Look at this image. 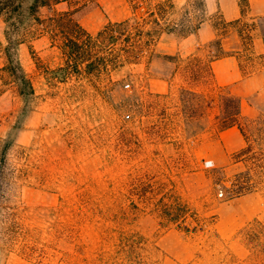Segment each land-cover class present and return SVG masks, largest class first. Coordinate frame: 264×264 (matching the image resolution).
<instances>
[{
    "label": "rangeland",
    "instance_id": "1",
    "mask_svg": "<svg viewBox=\"0 0 264 264\" xmlns=\"http://www.w3.org/2000/svg\"><path fill=\"white\" fill-rule=\"evenodd\" d=\"M18 1L0 11V137L22 126L0 182V264H264V86L241 96L247 136L219 132L208 47L163 46L204 18L200 0H128L139 47L94 30L77 68L64 35H85L51 17L78 21L96 0ZM146 31L159 33L149 48ZM237 51L246 73L264 70L258 49ZM8 53L36 91L26 115Z\"/></svg>",
    "mask_w": 264,
    "mask_h": 264
},
{
    "label": "crops",
    "instance_id": "2",
    "mask_svg": "<svg viewBox=\"0 0 264 264\" xmlns=\"http://www.w3.org/2000/svg\"><path fill=\"white\" fill-rule=\"evenodd\" d=\"M168 1L173 9L180 8L187 2V0ZM64 3H67V0H59L55 5L63 7ZM199 6L197 10L198 12L202 11L204 18L200 20L199 26L195 30L178 39L173 32L163 35L165 40L163 46L166 52L189 54L201 44H206L209 51H212L214 49L212 43L224 30V22L239 18L245 22L247 20L255 22L256 25L259 20L264 22V0H200ZM65 9H68V6ZM216 13L219 15L218 21H215L214 18ZM131 14L132 8L128 0H96V3L84 6L76 12L78 23L91 33L94 30L99 31L108 21H121ZM256 25H254V32L258 29ZM229 29H231L230 33ZM232 29L234 27H228V33L221 38V46L225 54L211 62L215 73L214 77L221 86H227L240 97L250 93H259L264 86V70L246 73L244 68V70L240 68L237 50L244 47V44L238 32ZM247 46L250 47V54L258 52L264 54V39L259 38V36H253L252 41ZM150 86L154 88L156 83L151 82ZM234 128H237L242 135L237 126L226 128L220 132L233 131Z\"/></svg>",
    "mask_w": 264,
    "mask_h": 264
},
{
    "label": "trees",
    "instance_id": "3",
    "mask_svg": "<svg viewBox=\"0 0 264 264\" xmlns=\"http://www.w3.org/2000/svg\"><path fill=\"white\" fill-rule=\"evenodd\" d=\"M39 1L40 0H35L36 4ZM164 3H166V5L165 4L160 5V7L163 8V10L168 6L172 7V5L170 3L168 4L167 1H165ZM38 4L45 5L47 3L43 2L42 0ZM19 6L20 4L18 0H0V11H2L5 8L6 10H17ZM73 14H74V11H71V10L58 11L51 18L52 20H56V22L60 25L72 26V28L75 27L77 28L78 31L81 32V34L85 35L84 38L86 39L82 40L83 41L82 43L79 40L80 36H78V34L71 35L70 33H66L64 35V43L62 45V48L64 49L63 51L64 54H66V60H67L66 63H68V65L70 64L73 67L77 68L78 66V63L76 60L77 58L75 59V61H73L72 60L73 55L78 54V57L82 58L83 61L88 59L83 55V53L88 51V48L85 47L87 46V44H84V43L88 41V38L89 39L92 38V35L90 32L84 29L78 23L77 20L73 18ZM137 19L138 18L136 16V12L132 11L131 16H129L128 18L124 20L114 21V22L108 21L97 32V35H101V36L105 35V36L110 37L112 36L113 33H118L121 36H125L124 42L128 43V45L130 46H133V48L131 47L132 48L131 50H133L134 48L139 47V46L137 45L136 41L132 40L129 30L133 28H137L138 31H141L143 33L142 29L138 28V26L140 25V22ZM143 19H146V18H143ZM154 20L157 21L158 23L159 19L156 17ZM199 22L195 24L194 26H192L189 30H187L186 33H189L195 30L199 26ZM254 25L256 24L253 23L252 25H250L247 22L243 21V19L241 18L233 20V21H229V22H224L223 23L224 30L220 33V36L217 39H215L212 43V46L214 49L210 51V54L212 55L211 56L212 58L210 59V61L216 58H219L225 54L221 46V38L228 33V27H235L237 29V32L241 36L246 50H249L250 47H248L247 45H249L253 39L252 30H253ZM146 34L149 36L146 40L147 48H149L152 41H154V39L156 40V38L159 36V33L154 34L153 31L152 32L146 31ZM82 47H85L86 49H83L81 51ZM259 57L261 59L264 58V54H261ZM87 65L90 66V63H88ZM6 69H8V71L13 75L14 77L13 80L17 86L18 94L25 101V106L22 108L21 114L26 115L28 111L32 108V105L34 104L35 98H36V91H35L33 82L30 76L27 74V72L24 70V68L20 64V62L16 58H13L9 53H8V63L6 65ZM253 71H257V70H253ZM218 88H219V92H218L219 113L216 116L218 119V127H217L218 131L220 132L226 128L237 126L240 129L242 135L246 137L247 136L246 125L248 124V122H250L251 119H249L248 117L242 114V111H241L242 98L234 94L227 86H218ZM197 95L202 97L201 93ZM21 127L22 126L19 124V122L15 123L11 127L10 131L6 134L5 137H0V182L1 183L3 182V180H5V178L10 179L9 174L5 176L4 171H3V168H4L3 166L7 165L8 163L9 151L16 144V140H17L16 137ZM11 176H13V173H11ZM0 191H3L2 187H0ZM0 196H1V192H0Z\"/></svg>",
    "mask_w": 264,
    "mask_h": 264
},
{
    "label": "built area",
    "instance_id": "4",
    "mask_svg": "<svg viewBox=\"0 0 264 264\" xmlns=\"http://www.w3.org/2000/svg\"><path fill=\"white\" fill-rule=\"evenodd\" d=\"M129 85H130L129 83L126 84V86H129ZM128 116H129V115H127V117H128Z\"/></svg>",
    "mask_w": 264,
    "mask_h": 264
}]
</instances>
